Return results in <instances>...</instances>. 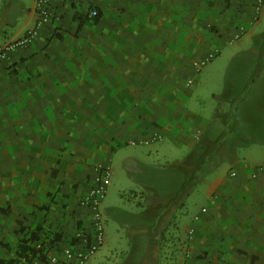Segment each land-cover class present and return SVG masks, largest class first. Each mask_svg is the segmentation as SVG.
Listing matches in <instances>:
<instances>
[{
  "label": "crops",
  "instance_id": "0c3cea01",
  "mask_svg": "<svg viewBox=\"0 0 264 264\" xmlns=\"http://www.w3.org/2000/svg\"><path fill=\"white\" fill-rule=\"evenodd\" d=\"M35 1L0 0V44L34 25ZM51 7L53 19L34 41L0 59V260L17 264L30 230L58 237V250L70 246L91 223L79 200L95 167L108 166L122 145L157 135L152 143L189 150L180 161L214 158L206 173L219 159L225 167L186 222L157 238L152 258L149 236H140L139 263L264 264V173L251 177L264 166V64L236 61L212 95L223 104L214 113L222 124L193 106L203 68L196 64L254 30L261 15L254 0H51ZM175 171L181 178L171 194L183 179Z\"/></svg>",
  "mask_w": 264,
  "mask_h": 264
},
{
  "label": "rangeland",
  "instance_id": "374dc122",
  "mask_svg": "<svg viewBox=\"0 0 264 264\" xmlns=\"http://www.w3.org/2000/svg\"><path fill=\"white\" fill-rule=\"evenodd\" d=\"M9 1L16 3L17 0H7ZM259 13L260 19L253 31L249 30L239 40L221 46L219 53H214V58L200 70L193 94V106L200 114L213 119L217 125L222 123L215 119L214 113L223 104L212 95L221 93L226 76L237 68L234 65L236 61L243 62L244 67H247L251 57H259L258 70L264 64V5ZM188 151L184 146L173 147L168 140L156 141L150 145L130 142L116 150V155L111 157L108 164L110 178L106 195L99 205L104 225V242L86 264H140L143 254L140 236L145 234H137L143 230L132 228L152 223L155 215L147 210L146 197L153 186L162 187V197L156 207L158 210L163 207L167 196L171 194L168 192L171 183L181 178L169 164L183 159ZM217 162H214V169L205 173L196 189L186 197L185 207L173 209L167 221L170 222L167 229L174 223L186 222L189 217L188 209L192 204L200 203V195L224 169L225 164L221 163V159ZM132 169L137 174H131Z\"/></svg>",
  "mask_w": 264,
  "mask_h": 264
},
{
  "label": "built area",
  "instance_id": "2783aa9c",
  "mask_svg": "<svg viewBox=\"0 0 264 264\" xmlns=\"http://www.w3.org/2000/svg\"><path fill=\"white\" fill-rule=\"evenodd\" d=\"M59 1L65 2L67 0ZM263 5L264 0H254L256 12H259ZM35 13L36 21L34 25L21 37L0 44L1 60H8L10 55L17 49L29 46L38 35L39 29L53 19L51 0H36ZM87 16L90 19H95L98 12L95 9H90ZM213 57L214 53L207 54L204 59L196 64V67H203ZM159 138V136L154 135L151 139L142 141V144H150ZM258 172L264 173V166L256 167L251 173V177H256ZM230 175L234 176L235 172H231ZM109 178V166L98 165L95 167V176L91 181V185L79 200L82 207L90 210L91 223L89 228L76 231L70 246L58 250V248L43 245L41 241L37 240L35 244L36 255H33L30 259H22L17 264H86L104 242V225L102 215L99 212V205L106 195ZM202 211L204 212L205 209H202ZM194 220H198V217L195 216ZM192 235L193 229L190 228L187 230V236L191 238Z\"/></svg>",
  "mask_w": 264,
  "mask_h": 264
},
{
  "label": "trees",
  "instance_id": "16d2710c",
  "mask_svg": "<svg viewBox=\"0 0 264 264\" xmlns=\"http://www.w3.org/2000/svg\"><path fill=\"white\" fill-rule=\"evenodd\" d=\"M98 16L94 20H98ZM223 96H220L221 99ZM214 159V158H213ZM213 159H200L196 162H191L190 159H184L179 162H173L170 164V168L177 170L183 174L182 183L179 189L167 196V201L165 200L164 204L162 205L161 209H157V203L159 198L162 197L160 192H156L154 190L146 197L147 200V210L151 212L154 216V220L151 224L147 226H135L132 229H139L140 231L137 234L144 233L145 235L149 236L148 241V253L147 256H152V251L156 249L157 245V238L165 232L167 225H169V217L172 215L173 209L181 208L184 205L186 197L189 193L195 188V186L200 182L202 176L206 173V167L210 166ZM0 211H3L0 209ZM156 211L158 214H156ZM39 230H30L25 232L22 237L20 238L16 254H17V261L16 263L20 262L22 259H30L33 255H36L37 250L35 248L36 241H41L43 245H47L48 247H55L57 249V242L58 237L49 236H39ZM152 258V257H151ZM12 261H1L0 264H13Z\"/></svg>",
  "mask_w": 264,
  "mask_h": 264
}]
</instances>
